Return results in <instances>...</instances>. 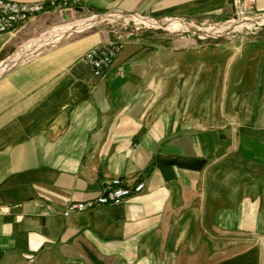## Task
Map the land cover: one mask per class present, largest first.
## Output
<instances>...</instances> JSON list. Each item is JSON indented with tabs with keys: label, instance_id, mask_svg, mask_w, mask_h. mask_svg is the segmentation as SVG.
Segmentation results:
<instances>
[{
	"label": "crops",
	"instance_id": "0c3cea01",
	"mask_svg": "<svg viewBox=\"0 0 264 264\" xmlns=\"http://www.w3.org/2000/svg\"><path fill=\"white\" fill-rule=\"evenodd\" d=\"M12 1L56 6L0 35V264H264V58L234 63L223 107L203 52L143 31L241 3ZM81 16L144 26L83 34ZM112 40L122 48L98 77L81 56ZM114 177L145 189L62 214Z\"/></svg>",
	"mask_w": 264,
	"mask_h": 264
},
{
	"label": "rangeland",
	"instance_id": "374dc122",
	"mask_svg": "<svg viewBox=\"0 0 264 264\" xmlns=\"http://www.w3.org/2000/svg\"><path fill=\"white\" fill-rule=\"evenodd\" d=\"M251 3V6L248 2L241 3V13L235 16L209 20L203 24L193 25L175 21L168 22L163 26H156L155 23L150 25L148 21H144L143 31H156L162 38H167L168 41L173 40L176 47L188 44L184 48H188L189 52H203L201 62L207 74V92L214 90L219 79L222 85L219 100L224 107L234 63L251 64L258 57L264 58V10L258 11L255 7V0ZM85 18L92 21H90L91 24L87 28L79 31L83 34L98 31L105 26L117 35L129 32L130 29L135 30V27H139V29L143 27L137 24L139 20L135 18H132L136 22L133 23L132 21L122 20L117 16L104 17V21L98 24L96 22L98 17L89 16L72 18L70 21L81 22ZM57 29L55 28L50 33L51 38L59 35ZM164 45L171 46L172 44ZM176 50L186 49L178 48ZM240 57H243V60H239Z\"/></svg>",
	"mask_w": 264,
	"mask_h": 264
},
{
	"label": "built area",
	"instance_id": "2783aa9c",
	"mask_svg": "<svg viewBox=\"0 0 264 264\" xmlns=\"http://www.w3.org/2000/svg\"><path fill=\"white\" fill-rule=\"evenodd\" d=\"M67 5H77L83 0H63ZM233 3L248 2L251 6L253 0H229ZM54 2H15L12 0H0V35L12 31L18 23L28 20L35 15L47 12L55 8ZM241 13V11H240ZM139 27H135V30ZM122 42L112 40L95 45L87 49L81 59L88 65L94 75L101 77L111 67L112 63L120 53ZM145 182L137 180L134 182L125 181L114 177L107 182L100 193L89 200L83 202H67L62 214L68 216L75 212L98 208L109 203H119L133 194L144 191Z\"/></svg>",
	"mask_w": 264,
	"mask_h": 264
},
{
	"label": "bare ground",
	"instance_id": "6f19581e",
	"mask_svg": "<svg viewBox=\"0 0 264 264\" xmlns=\"http://www.w3.org/2000/svg\"><path fill=\"white\" fill-rule=\"evenodd\" d=\"M84 23L87 24V23H89V21H88V20H84V21L81 20V22H79V21L76 22V23L74 22V25H73V27H71V28H78V29H79V28H80V25H81V24H84ZM240 23H241V22H240ZM72 24H73V23H72ZM90 24H91V23H90ZM244 25H245V24H244ZM68 26H69V25H68ZM240 26H241V25H240ZM242 26H243V25H242ZM81 28H82V27H81ZM64 30H65V29H64ZM69 30H70V29H69ZM62 31H63V30H62ZM55 36H56V35H55ZM53 37H54V36H53Z\"/></svg>",
	"mask_w": 264,
	"mask_h": 264
}]
</instances>
